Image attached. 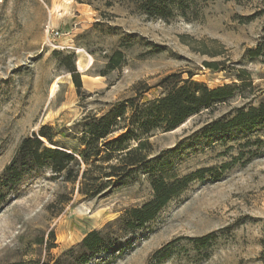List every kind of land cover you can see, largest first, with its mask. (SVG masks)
<instances>
[{
    "label": "rangeland",
    "instance_id": "rangeland-1",
    "mask_svg": "<svg viewBox=\"0 0 264 264\" xmlns=\"http://www.w3.org/2000/svg\"><path fill=\"white\" fill-rule=\"evenodd\" d=\"M146 1L0 0V176L22 139L42 128L78 157L76 123L145 87L142 101L161 96L156 85L168 75L213 89L237 83L239 70L264 89V65L247 56L264 41V0H162L151 15L142 10ZM211 62L221 63L218 71L205 67ZM72 65L81 96L66 69ZM257 102L255 91L237 93L154 134L146 169L98 198L71 192L47 170L27 173L0 200V264L55 259L92 231L108 251L87 264H264V122L204 134ZM191 174L153 221L124 230L125 213L152 198V179ZM208 235L203 245L192 241Z\"/></svg>",
    "mask_w": 264,
    "mask_h": 264
},
{
    "label": "trees",
    "instance_id": "trees-1",
    "mask_svg": "<svg viewBox=\"0 0 264 264\" xmlns=\"http://www.w3.org/2000/svg\"><path fill=\"white\" fill-rule=\"evenodd\" d=\"M162 0H148L143 5L147 15L152 8L158 9ZM120 56V53L117 55ZM249 59L260 60L264 65V41L247 51ZM115 62V59L112 60ZM111 66V65H110ZM221 63H205L213 72ZM71 74L77 95L81 96L82 83L74 66L66 67ZM237 83L210 89L205 84L192 81L189 75H168L156 87L163 94L153 100L142 101V94L150 89L137 91L134 97L118 101L99 117L95 114L84 116L74 126L79 129L81 150L67 152L55 146L53 139L44 128L38 135L25 137L20 142L13 158L0 176V200L17 185L29 172L47 170L54 180L71 185L72 191L86 199L105 195L123 181L145 170L151 163L152 147L149 139L156 133H168L187 119L225 103L237 93L244 99L255 91L258 102L235 110L225 120L212 122L204 134L224 135L241 127H253L264 122V89L254 88L244 71H237ZM44 139L47 145L42 142ZM226 165L222 170L226 169ZM206 172H210L209 170ZM195 175L164 180L152 179V198L139 207L128 210L121 223L126 232H135L154 220L157 214L193 180ZM68 204L71 198L62 199ZM211 235L192 239L198 244L207 243ZM53 239V235H51ZM172 243L167 246H171ZM53 247H50L51 250ZM104 236L100 232L88 233L81 242L66 250L55 259L38 264H87L98 254L108 251Z\"/></svg>",
    "mask_w": 264,
    "mask_h": 264
},
{
    "label": "bare ground",
    "instance_id": "bare-ground-1",
    "mask_svg": "<svg viewBox=\"0 0 264 264\" xmlns=\"http://www.w3.org/2000/svg\"><path fill=\"white\" fill-rule=\"evenodd\" d=\"M78 69H79V71H83L84 70V68L82 67L81 63L80 64L78 63ZM54 88H56V83H54L52 85V87H51V90H50L51 91V94L53 93Z\"/></svg>",
    "mask_w": 264,
    "mask_h": 264
},
{
    "label": "built area",
    "instance_id": "built-area-1",
    "mask_svg": "<svg viewBox=\"0 0 264 264\" xmlns=\"http://www.w3.org/2000/svg\"><path fill=\"white\" fill-rule=\"evenodd\" d=\"M51 33H52V31H51ZM56 35H57V33H55Z\"/></svg>",
    "mask_w": 264,
    "mask_h": 264
}]
</instances>
